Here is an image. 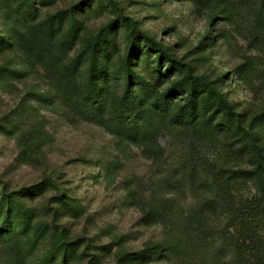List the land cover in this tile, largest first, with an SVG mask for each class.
I'll use <instances>...</instances> for the list:
<instances>
[{
  "label": "rangeland",
  "instance_id": "1",
  "mask_svg": "<svg viewBox=\"0 0 264 264\" xmlns=\"http://www.w3.org/2000/svg\"><path fill=\"white\" fill-rule=\"evenodd\" d=\"M260 8L0 0V264H257L235 245L230 200L206 167L208 133L229 144L237 129L211 102L185 110L184 97L203 76L264 148Z\"/></svg>",
  "mask_w": 264,
  "mask_h": 264
},
{
  "label": "trees",
  "instance_id": "2",
  "mask_svg": "<svg viewBox=\"0 0 264 264\" xmlns=\"http://www.w3.org/2000/svg\"><path fill=\"white\" fill-rule=\"evenodd\" d=\"M257 1L260 4V9H263L264 0H242L247 5L252 3L255 5ZM260 9L256 10V14L260 15L257 21H262ZM29 44L31 49L36 42L33 40L34 45L30 42ZM91 56L94 59L93 48L91 49ZM89 73L92 76L93 72L90 69ZM171 92V88L164 89L160 99L168 103ZM198 96L201 99L196 103ZM130 98L129 93H125L119 99L117 103L118 113L113 117L122 127L131 125ZM184 100V109L187 111H191L197 104L205 105L211 102L213 111L225 115L228 120H231L230 125L237 129L238 135L236 137L239 136L240 138L238 137L237 140L229 144H226L221 134L215 130L208 133L205 138L207 149L213 146L212 149L216 150V155L206 163V167L214 177L220 192L227 194L230 200L231 209L236 218L232 234L235 245L244 254L247 252L257 254L255 262L264 264V148L261 147L256 135L244 126L242 115L233 110L223 95L203 76L192 75ZM209 143L212 144L210 147ZM245 147L254 148L255 153L248 166L238 168L233 163L241 156ZM213 203L214 201L209 200L203 203L202 212H205ZM22 208L24 205L20 207V209Z\"/></svg>",
  "mask_w": 264,
  "mask_h": 264
}]
</instances>
